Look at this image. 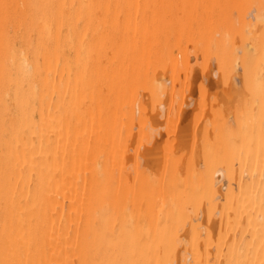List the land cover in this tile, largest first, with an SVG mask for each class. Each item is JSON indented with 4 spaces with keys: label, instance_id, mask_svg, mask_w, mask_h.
Listing matches in <instances>:
<instances>
[{
    "label": "bare ground",
    "instance_id": "bare-ground-1",
    "mask_svg": "<svg viewBox=\"0 0 264 264\" xmlns=\"http://www.w3.org/2000/svg\"><path fill=\"white\" fill-rule=\"evenodd\" d=\"M0 264H264V0H0Z\"/></svg>",
    "mask_w": 264,
    "mask_h": 264
},
{
    "label": "rangeland",
    "instance_id": "rangeland-1",
    "mask_svg": "<svg viewBox=\"0 0 264 264\" xmlns=\"http://www.w3.org/2000/svg\"><path fill=\"white\" fill-rule=\"evenodd\" d=\"M236 77V76H235ZM234 77V79H233V81H234V87L236 86L237 87V89H238V85H237V77L235 78ZM236 79V80H235ZM235 87V88H236ZM217 92H216V94L214 93V95H213V93L211 94V95H213L217 100H218V102L216 101V104H215V107H219L220 106V109H222L221 111H223V113L224 114H226L227 115V113L228 114H230L228 111L229 110H231V111H233V109H234V105H236V103H237V105L239 104V101H237L238 100V98H240V94H241V91H240V89H238V91L237 90H232V91H228V92H226V93H228V94H225L224 92H222L221 90H216ZM221 92V93H220ZM223 93V94H222ZM232 94H234V95H232ZM213 97V98H214ZM228 97V98H227ZM231 97H232V99H231ZM211 98H212V96H211ZM230 98V99H229ZM215 99V100H216ZM221 100V101H220ZM228 100H229V102H228ZM237 101V102H236ZM220 102H221V104H220ZM224 102H225V104H224ZM220 104V105H219ZM222 104H223V107H222ZM229 104V105H228ZM191 107H192V105H190ZM227 106L229 107V108H227ZM191 107H189V108H191ZM226 112V113H225Z\"/></svg>",
    "mask_w": 264,
    "mask_h": 264
}]
</instances>
